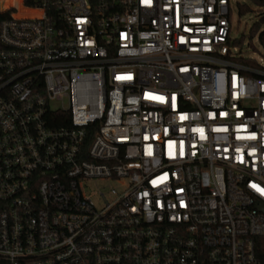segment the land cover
Returning <instances> with one entry per match:
<instances>
[{"label":"built area","instance_id":"built-area-1","mask_svg":"<svg viewBox=\"0 0 264 264\" xmlns=\"http://www.w3.org/2000/svg\"><path fill=\"white\" fill-rule=\"evenodd\" d=\"M231 1L0 0V264H264Z\"/></svg>","mask_w":264,"mask_h":264},{"label":"rangeland","instance_id":"rangeland-1","mask_svg":"<svg viewBox=\"0 0 264 264\" xmlns=\"http://www.w3.org/2000/svg\"><path fill=\"white\" fill-rule=\"evenodd\" d=\"M236 1L241 2V0L231 1L230 36L237 39V47L245 56L253 57L258 61L262 58L264 62V42L259 38L260 34L264 33V21L260 19V14L264 12V8L260 12L259 5L248 0L247 4L250 10L240 13L238 4L235 3ZM66 104L65 101L64 105ZM101 185H103L102 181L91 182L93 189Z\"/></svg>","mask_w":264,"mask_h":264},{"label":"trees","instance_id":"trees-1","mask_svg":"<svg viewBox=\"0 0 264 264\" xmlns=\"http://www.w3.org/2000/svg\"><path fill=\"white\" fill-rule=\"evenodd\" d=\"M246 11H248V8L247 7H242L240 9V13H245ZM259 38L261 39V41L264 42V33H261ZM260 241H261V244H262V247H261V253H262V257H263V260H264V238H260Z\"/></svg>","mask_w":264,"mask_h":264}]
</instances>
